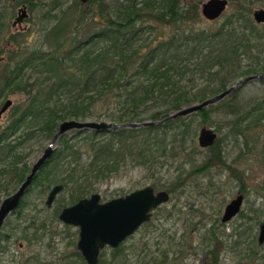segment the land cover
<instances>
[{"label":"trees","instance_id":"obj_1","mask_svg":"<svg viewBox=\"0 0 264 264\" xmlns=\"http://www.w3.org/2000/svg\"><path fill=\"white\" fill-rule=\"evenodd\" d=\"M256 1L239 0L215 24L201 18L199 0H88L86 13L77 5L67 6L60 19L53 12L62 3L54 0L40 15L53 22L41 29L42 44L26 53L19 52V46L8 50L2 65L0 99L11 90L23 91L27 98L13 108L0 128V195L28 174L25 143L37 133L52 138L63 120H161L169 111L217 94L241 77L264 74V23L252 19L251 5ZM96 7L102 21L91 23ZM152 22L167 24L172 31L145 41V25L151 29ZM15 35H11L12 41ZM242 89L197 113L160 125L93 131L82 138L81 146L60 136V149L41 167L28 191L41 184V179L47 186L58 182L69 190L71 205L96 193V182L109 178L123 165L171 166L178 161L177 174L164 187L173 193L184 184L183 166L202 151L193 139L196 127H210L215 121L218 139L203 149L206 158L193 171L218 164L243 183L245 171L242 174L236 167L240 159L259 155L264 165V89L249 97L242 95ZM104 107L109 112H96ZM96 133H101V138ZM224 140L241 145L229 164L223 159ZM83 154L85 160L81 161ZM63 156L73 164L71 172L61 180H52L49 162L57 163ZM163 186L160 183L158 187ZM257 188L255 191L264 190V179ZM239 189L240 193L246 191L244 186ZM21 203L23 207L25 201ZM16 214L20 216V210ZM244 215L240 211L239 216ZM247 228L242 232H250ZM4 242L0 235V253L5 251ZM121 251V245L112 249L109 261L102 251L98 264H113ZM209 253L207 264H220L218 252L211 249ZM75 255L82 259L78 252ZM156 264H166V256Z\"/></svg>","mask_w":264,"mask_h":264},{"label":"rangeland","instance_id":"obj_2","mask_svg":"<svg viewBox=\"0 0 264 264\" xmlns=\"http://www.w3.org/2000/svg\"><path fill=\"white\" fill-rule=\"evenodd\" d=\"M15 1L0 0V13L2 14L0 17V79L3 76L2 65L6 61L7 51L19 46L21 47L19 52L23 50L26 53L40 46L44 40V33L41 29L53 25V22H46L40 15L54 0H33L28 10V17L21 24L14 26L12 22L17 15V9L20 8L19 5L15 7ZM58 1L62 3L61 7L53 12L59 14L58 19L62 16L61 10L66 9L67 6L77 5L78 10L82 9L84 13L89 8L87 0ZM199 1L198 12L201 16V4L206 0ZM227 1L226 10L217 19L210 21L202 16L201 18L207 23L216 21L215 24H219L224 15L237 6L239 0ZM251 7L253 11L259 8L264 9V0L254 2ZM92 19L91 23L102 21L97 7ZM152 24L151 29L144 24L145 31L142 35L145 41L152 36H167L172 31V27L167 24L159 25L155 22ZM194 27H196L195 24ZM13 34H16L15 41L11 40ZM240 87H243L242 95L249 97L260 89H264V82L253 80ZM26 98L25 92L11 90L7 96L0 99V108L7 99L12 102L11 106L0 116V128L6 124L13 108L23 103ZM107 109L99 108L96 112H109ZM174 111L176 110L169 111L168 115ZM199 119L198 116L196 120ZM86 120L112 121L108 117H90ZM215 122L208 126L215 128ZM201 126L200 124L196 127L193 139L195 146L202 151L195 155L193 162L183 166V186L177 187L173 193H170L169 201L153 211L150 221L144 223L121 244L122 251L113 264H156L163 255L166 256V264H207L210 261L209 251L211 249L218 252L220 264H264V241L258 242L260 226L264 224V190L255 191L264 179V165L259 155L240 159L236 167L242 174L243 170L245 171L243 183L231 176V170L218 164H212L210 168L200 172L193 171L198 167L196 165L203 162L207 154V151L199 147L197 141ZM89 133L94 132L69 130L62 136L70 138L72 143L81 146L82 138ZM96 134L101 138V133ZM50 140L51 138L44 134L37 133L25 143L28 172L49 145ZM230 141L224 140L221 144L225 155L223 159L227 164L231 163L241 148V145L234 146ZM53 148L54 152L60 149L59 140ZM68 160L66 156H63L57 163L53 160L49 162V176L52 180H61L71 172L73 164ZM84 160L85 155L83 154L81 161ZM177 164L178 161L172 163L171 166L123 165L124 167L111 174L109 178L96 182V192L100 194L102 201H108L146 185H152L155 190H165L164 187L170 184L178 172ZM55 183L58 182L47 186L46 180L41 179V184L33 185V188L24 196V206L17 209L20 210L21 217L16 213L10 214L3 232L11 237L6 243L8 248L0 256V264H81L84 262L82 256L80 259L75 255L78 252L76 247L78 227L65 225L57 217L56 209L61 210L70 205L69 190L63 188L50 208L45 205L47 193ZM160 183L164 184L161 188L158 187ZM19 184L12 185L7 194L0 195V203L2 199L13 193ZM240 186H244L246 190L242 192L244 201L241 208V213L245 215L239 216L238 214L228 222H221L224 207L240 192ZM245 227H249L247 229L250 232H242ZM238 232L242 235L238 236L236 234ZM2 237L4 238V235ZM102 251L106 260L109 261L112 249L106 246L100 254Z\"/></svg>","mask_w":264,"mask_h":264},{"label":"water","instance_id":"obj_3","mask_svg":"<svg viewBox=\"0 0 264 264\" xmlns=\"http://www.w3.org/2000/svg\"><path fill=\"white\" fill-rule=\"evenodd\" d=\"M227 0H206L201 4V16L207 20L217 19L227 7ZM253 19L257 24L264 23V9L253 11ZM253 80L264 82V74H255L241 77L225 90L214 94L202 101L182 106L180 109L169 114L161 120H146L143 122L96 121L66 119L57 126V131L44 149L41 156L31 166L30 171L18 188L0 203V228L5 219L20 204L25 192L31 186L34 178L43 165L53 155V146L60 136L69 130H90L101 132L104 130H118L119 128H138L160 125L165 121L184 117L197 113L210 105H214L231 94L245 83ZM12 102L7 99L0 108V116L11 106ZM218 139V134L212 127L201 126L198 132V145L205 149L212 146ZM63 190L61 183L55 184L48 192L45 205L50 208L58 193ZM170 194L162 189L155 190L152 185H146L135 189L125 195L101 201L99 193H92L87 197L80 198L75 203L68 205L60 211L58 219L67 225L78 227V240L76 247L85 264H98L100 251L108 246L111 249L118 248L128 237L133 235L144 223L150 221L155 209L169 201ZM244 201V195L238 193L224 207L221 222H228L239 214ZM264 241V224L260 226L258 242Z\"/></svg>","mask_w":264,"mask_h":264},{"label":"flooded vegetation","instance_id":"obj_4","mask_svg":"<svg viewBox=\"0 0 264 264\" xmlns=\"http://www.w3.org/2000/svg\"><path fill=\"white\" fill-rule=\"evenodd\" d=\"M15 1V0H14ZM32 1L33 0H17V1H15L14 3H15V7L17 6V5H19L20 6V8H18L17 9V15H16V17L14 18V20H13V22H12V24L15 26V25H18V24H21L27 17H28V10L30 9V7L32 6ZM81 1H86V0H81ZM88 1V0H87ZM35 179V178H34ZM32 185V184H31ZM54 185H52L51 186V188L53 187ZM31 187V186H30ZM29 187V188H30ZM28 188V189H29ZM50 188V189H51ZM63 188H64V186H63ZM50 189H49V191H50ZM48 191V192H49ZM27 192H29L28 190L25 192V194H24V196L27 194ZM48 194V193H47ZM59 194V193H58ZM57 194V195H58ZM24 196L22 197V199H21V201H20V204H19V206L12 212V213H16L18 210L17 209H19V207L20 206H22L21 204V202L23 201V199H24ZM57 197V196H56ZM56 197H55V199H56ZM54 199V200H55ZM102 201V200H101ZM54 202V201H53ZM64 208V207H63ZM17 210V211H16ZM62 210V209H61ZM61 210H59V212L57 213V217H58V214L60 213V211ZM16 211V212H15ZM11 213V214H12ZM9 216H10V214L7 216V218L5 219V221H4V223L2 224V226H1V228H0V235H1V237L4 235V238L2 237V239H4L5 240V242L3 243V245H4V247H5V250H6V248H8V246L6 245V243H7V241H8V239H9V237H11L10 235H8L7 233H4L3 232V228H4V225H5V223L7 222V220H8V218H9ZM66 225V224H65ZM5 252V251H4ZM4 252H2V253H0V256L4 253ZM36 256V255H35Z\"/></svg>","mask_w":264,"mask_h":264},{"label":"bare ground","instance_id":"obj_5","mask_svg":"<svg viewBox=\"0 0 264 264\" xmlns=\"http://www.w3.org/2000/svg\"><path fill=\"white\" fill-rule=\"evenodd\" d=\"M260 81V80H259ZM206 150V149H205Z\"/></svg>","mask_w":264,"mask_h":264}]
</instances>
